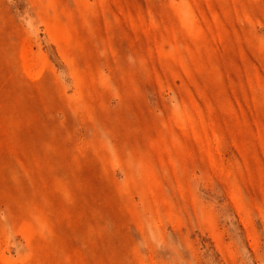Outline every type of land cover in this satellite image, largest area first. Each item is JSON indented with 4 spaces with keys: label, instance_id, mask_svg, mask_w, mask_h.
I'll use <instances>...</instances> for the list:
<instances>
[{
    "label": "rangeland",
    "instance_id": "rangeland-1",
    "mask_svg": "<svg viewBox=\"0 0 264 264\" xmlns=\"http://www.w3.org/2000/svg\"><path fill=\"white\" fill-rule=\"evenodd\" d=\"M0 264H264V0H0Z\"/></svg>",
    "mask_w": 264,
    "mask_h": 264
}]
</instances>
